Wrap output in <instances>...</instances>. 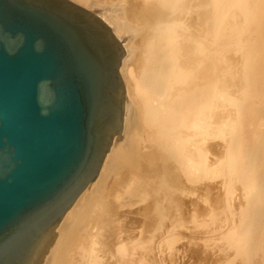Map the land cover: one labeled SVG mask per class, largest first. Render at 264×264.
I'll list each match as a JSON object with an SVG mask.
<instances>
[{
	"label": "bare ground",
	"instance_id": "obj_1",
	"mask_svg": "<svg viewBox=\"0 0 264 264\" xmlns=\"http://www.w3.org/2000/svg\"><path fill=\"white\" fill-rule=\"evenodd\" d=\"M73 1L123 42L121 126L28 264H154L205 215L264 264V0Z\"/></svg>",
	"mask_w": 264,
	"mask_h": 264
},
{
	"label": "water",
	"instance_id": "obj_2",
	"mask_svg": "<svg viewBox=\"0 0 264 264\" xmlns=\"http://www.w3.org/2000/svg\"><path fill=\"white\" fill-rule=\"evenodd\" d=\"M124 53L70 0H0V264H28L97 176L121 125Z\"/></svg>",
	"mask_w": 264,
	"mask_h": 264
},
{
	"label": "rangeland",
	"instance_id": "obj_3",
	"mask_svg": "<svg viewBox=\"0 0 264 264\" xmlns=\"http://www.w3.org/2000/svg\"><path fill=\"white\" fill-rule=\"evenodd\" d=\"M70 1L83 7L81 4H78L73 0ZM83 8L86 9V7ZM88 11L96 14L95 11L91 9H89ZM96 16L98 15L96 14ZM110 31L112 32V30ZM115 38L117 39V37ZM117 40L121 42L120 44L123 47V42L120 41L119 39ZM118 71H119V67H118ZM120 105H121L120 108L122 109V105H123L122 102L120 103ZM108 121L104 124V126L108 123ZM216 225L217 224L212 221V218L205 215V216H200L198 220H195V222H191V223L189 222L186 226L183 227L178 226L177 228H174L173 230L177 238L173 247L170 250L163 252L162 254L161 253L156 254L157 252L155 251L156 253L154 257L156 256V258L153 263L154 264H226L225 257H219L218 255L221 254L220 251L218 252L219 249L218 246L216 247L212 243L211 238L216 237L217 234V232L214 231ZM206 240H208L209 242L208 245H206L207 243ZM196 246L202 247L203 251L205 252L204 256H199L193 251V249ZM214 246L216 247V249ZM261 261L262 259L260 260V252H258L255 256L252 257L251 264H257L258 262L260 263ZM232 264H244V263L243 261H241V259H236Z\"/></svg>",
	"mask_w": 264,
	"mask_h": 264
}]
</instances>
